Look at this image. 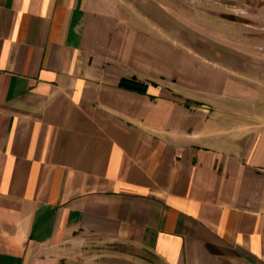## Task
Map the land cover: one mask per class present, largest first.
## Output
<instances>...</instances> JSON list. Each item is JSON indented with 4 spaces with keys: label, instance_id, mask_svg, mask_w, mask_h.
<instances>
[{
    "label": "crops",
    "instance_id": "0c3cea01",
    "mask_svg": "<svg viewBox=\"0 0 264 264\" xmlns=\"http://www.w3.org/2000/svg\"><path fill=\"white\" fill-rule=\"evenodd\" d=\"M169 10L0 0V264H264V60Z\"/></svg>",
    "mask_w": 264,
    "mask_h": 264
},
{
    "label": "rangeland",
    "instance_id": "374dc122",
    "mask_svg": "<svg viewBox=\"0 0 264 264\" xmlns=\"http://www.w3.org/2000/svg\"><path fill=\"white\" fill-rule=\"evenodd\" d=\"M163 2L170 7L169 11L174 8L183 13L186 22L183 42L198 49L205 58L222 60L226 67L233 70H241L251 59L264 60V0ZM153 7L155 13L163 12L157 10L154 3L148 4V11ZM193 17L200 20L192 19ZM207 26L213 30L210 34H198V27L204 31ZM248 67L254 70L253 67ZM254 75H259L264 80V65L255 68Z\"/></svg>",
    "mask_w": 264,
    "mask_h": 264
},
{
    "label": "trees",
    "instance_id": "16d2710c",
    "mask_svg": "<svg viewBox=\"0 0 264 264\" xmlns=\"http://www.w3.org/2000/svg\"><path fill=\"white\" fill-rule=\"evenodd\" d=\"M123 84L128 87V88H132V89H137V90H144L145 86L144 84H141L135 80H125L123 82Z\"/></svg>",
    "mask_w": 264,
    "mask_h": 264
}]
</instances>
